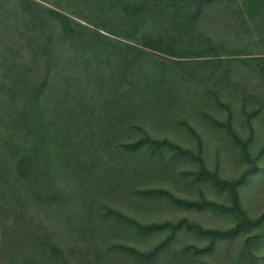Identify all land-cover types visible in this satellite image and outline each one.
Listing matches in <instances>:
<instances>
[{
  "label": "trees",
  "instance_id": "1",
  "mask_svg": "<svg viewBox=\"0 0 264 264\" xmlns=\"http://www.w3.org/2000/svg\"><path fill=\"white\" fill-rule=\"evenodd\" d=\"M242 27L254 40L231 51L214 37ZM253 47L264 52V0H0V261L165 264L184 230L226 236L185 218L143 225L125 214L133 200L241 216L232 236L261 224L264 215L249 223L236 199L229 207L186 201L141 184L189 158L198 162L192 181L234 192L254 173L221 180L207 171L200 143L195 154L143 127L186 105L222 107L224 91L259 100L237 73L264 80V54L222 57ZM219 125L240 141L230 119ZM154 231L164 239L150 251L129 245Z\"/></svg>",
  "mask_w": 264,
  "mask_h": 264
},
{
  "label": "rangeland",
  "instance_id": "2",
  "mask_svg": "<svg viewBox=\"0 0 264 264\" xmlns=\"http://www.w3.org/2000/svg\"><path fill=\"white\" fill-rule=\"evenodd\" d=\"M242 32L244 33L243 27L237 34L223 32L211 35L216 39L229 41L227 51H231L234 42L239 43L241 40V46L246 41L251 42L250 38L254 40L255 33L250 35L249 31L246 34ZM238 49L239 53H224L222 57L252 58L258 57L257 53L264 54L261 48H249L246 52L242 48ZM237 77L248 81L250 92H259L260 99L246 100L243 103L241 99L244 94H241V97L224 91L222 107L201 102L186 105L181 108V116L165 121L146 119L143 127L153 137L167 138L176 146L190 149L195 154L200 143V156L207 171L215 173L221 180L238 181L243 173L251 168L255 170L254 173L234 192L229 185H215L209 177V180L192 181L196 179L194 173L198 170V162L189 158L175 162L171 175L157 173L156 177H150L141 184L144 188L159 189L186 201L205 200L207 203L229 207L236 199L241 211L245 213L249 223H252L264 215V80L246 69H241ZM228 119L230 131L240 141L219 125ZM124 211L127 216L143 225L177 222L185 218L204 230L226 234L213 235L216 239L211 241L210 237L202 236L195 229L194 232L184 230L170 245L167 252L169 256L162 259L165 264H264V221L257 226H242L238 234L232 236L231 231L237 227L238 221L243 220L242 217L237 219L233 214L219 211L207 204L201 209L187 210L184 206L176 205L163 197L154 201L133 200L131 204L125 205ZM134 236L133 241H128L129 245L148 252L162 242L164 232L154 231ZM0 264L4 263L0 261Z\"/></svg>",
  "mask_w": 264,
  "mask_h": 264
}]
</instances>
